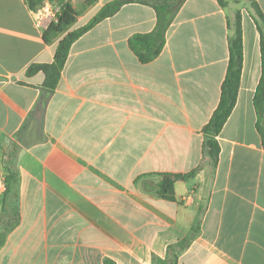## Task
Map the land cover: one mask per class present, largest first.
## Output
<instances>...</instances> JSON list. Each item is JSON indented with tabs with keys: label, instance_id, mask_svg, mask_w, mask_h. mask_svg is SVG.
I'll return each instance as SVG.
<instances>
[{
	"label": "crops",
	"instance_id": "crops-1",
	"mask_svg": "<svg viewBox=\"0 0 264 264\" xmlns=\"http://www.w3.org/2000/svg\"><path fill=\"white\" fill-rule=\"evenodd\" d=\"M109 1L96 0L71 29ZM244 1L185 0L147 63L129 39L153 30L155 11L125 4L73 42L49 94L43 73L26 70L50 63L59 38L43 41L26 0H0V230L18 220L0 264H156L187 237L177 264H264L260 37ZM253 1L264 15V0ZM237 14L241 79L212 165L202 128L220 98ZM194 169L175 182L176 200L159 195L163 175ZM7 176L16 181L5 195Z\"/></svg>",
	"mask_w": 264,
	"mask_h": 264
},
{
	"label": "trees",
	"instance_id": "trees-1",
	"mask_svg": "<svg viewBox=\"0 0 264 264\" xmlns=\"http://www.w3.org/2000/svg\"><path fill=\"white\" fill-rule=\"evenodd\" d=\"M31 10H36L48 2L53 6H59L56 19L51 21L43 30V41L50 43L59 38L54 50L53 59L50 63H33L27 70L26 75L31 76L42 72L44 80L42 89L51 94L54 92L60 78L61 71L68 58L71 45L82 34L98 24L100 21L115 14L128 3H141L151 6L155 11L156 22L152 31L147 33H135L129 39V46L142 63H147L156 58L165 45L167 30L174 20L176 13L185 0H111L105 3L89 21L75 29L71 27L88 7L96 0H26ZM251 6L255 13V23L260 37L261 74L253 96V106L256 113V128L261 137L264 147V15L258 5L251 0ZM228 61L224 79L221 84L220 98L209 121L202 128L203 152L215 165L219 156V144L217 135L226 122L233 109L240 85L241 70L243 65V43L240 16L237 14L232 33L228 37ZM196 173V169L185 174H165L158 183V193L168 200L175 199V182L188 179ZM16 181L13 176L4 179L6 195L10 191L11 184ZM17 217L10 220L8 227L0 230V248L6 241L7 234L15 227ZM195 233L194 226L192 227ZM190 238H185L173 245L168 246L164 259L155 258L156 264H177L180 252L189 244ZM104 264H116L113 260L106 258Z\"/></svg>",
	"mask_w": 264,
	"mask_h": 264
},
{
	"label": "built area",
	"instance_id": "built-area-1",
	"mask_svg": "<svg viewBox=\"0 0 264 264\" xmlns=\"http://www.w3.org/2000/svg\"><path fill=\"white\" fill-rule=\"evenodd\" d=\"M58 11L59 6H53L48 2L44 3L36 10H33L36 25L45 29L51 21L56 19Z\"/></svg>",
	"mask_w": 264,
	"mask_h": 264
},
{
	"label": "rangeland",
	"instance_id": "rangeland-1",
	"mask_svg": "<svg viewBox=\"0 0 264 264\" xmlns=\"http://www.w3.org/2000/svg\"><path fill=\"white\" fill-rule=\"evenodd\" d=\"M244 2H245L244 0H240L237 6H241Z\"/></svg>",
	"mask_w": 264,
	"mask_h": 264
}]
</instances>
